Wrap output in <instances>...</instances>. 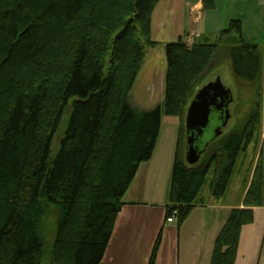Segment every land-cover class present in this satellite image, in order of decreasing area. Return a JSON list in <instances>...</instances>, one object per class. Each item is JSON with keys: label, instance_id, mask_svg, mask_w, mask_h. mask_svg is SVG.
<instances>
[{"label": "trees", "instance_id": "1", "mask_svg": "<svg viewBox=\"0 0 264 264\" xmlns=\"http://www.w3.org/2000/svg\"><path fill=\"white\" fill-rule=\"evenodd\" d=\"M158 3L0 0V264H43L48 253L51 264H100L122 199L153 155L163 114L183 121L215 54H227L240 81L261 84L262 49L244 39L241 20H232L215 42L188 45L180 37L166 44L163 105L133 107L128 98L145 45L157 44L151 20ZM203 5L212 9L214 0ZM67 107L68 123L52 158L53 136ZM259 124L255 106L195 165L186 162L180 126L167 217L177 211L178 223L185 220L210 173L213 195H225ZM257 206H264V144L244 207L231 210L210 264H235L241 230L253 222ZM50 207L59 220L48 246L43 222ZM161 239L162 231L149 264H156Z\"/></svg>", "mask_w": 264, "mask_h": 264}, {"label": "crops", "instance_id": "2", "mask_svg": "<svg viewBox=\"0 0 264 264\" xmlns=\"http://www.w3.org/2000/svg\"><path fill=\"white\" fill-rule=\"evenodd\" d=\"M252 2L253 10L250 9ZM185 4V13H187L185 18L192 20L194 24H201L206 19L205 25L208 16L214 21L215 15L224 11L226 14L222 26L228 24V27L232 20L243 22V18L251 16L261 28L259 37L262 38L264 35L262 30L264 0H214L215 6L212 9H205L203 0H185ZM242 29L244 39L253 44V37L248 33L244 22ZM185 33L188 34L186 39L188 44L198 41L199 38H209L202 31L197 32L191 26L185 27L180 37ZM263 109L262 138L258 154L261 152L264 140ZM179 132L180 129L173 142L172 134L171 140L165 144L159 134L151 159L139 166L135 178L122 199L123 206L117 215L113 234L100 264H149L161 231L162 239L157 250L156 264L211 263L215 241L226 224L231 210L244 207V198L250 187L258 157L253 161V170L247 181L245 179L237 202L224 201L211 193L209 201L198 200L197 205L181 224L178 223V218L168 223V192ZM251 147L253 143L244 152L242 163ZM251 162L252 160L248 165ZM253 210V222L243 226L241 230L235 264H264V206L253 207Z\"/></svg>", "mask_w": 264, "mask_h": 264}, {"label": "rangeland", "instance_id": "3", "mask_svg": "<svg viewBox=\"0 0 264 264\" xmlns=\"http://www.w3.org/2000/svg\"><path fill=\"white\" fill-rule=\"evenodd\" d=\"M185 5V0H160L153 11L151 20V38L152 41H156L157 44H155V46H150L149 44L145 45L146 49L141 68L138 72L134 86L128 98L129 103L138 110L150 111L163 105L165 95V76L168 68L167 55L165 50L166 44L179 40L180 35L184 33V28L189 26L195 28V31L197 32L202 31L205 36L209 37L211 42H215L217 40V35L221 32L222 29H225L228 25L224 24L226 26H222L223 18L226 14V12L224 11H220L219 13H217L215 15L214 21H211L209 19L210 16H208L209 20L207 19V24L205 25L204 21L206 19L201 24H194L192 20H187L185 18V16L187 15V13H185ZM250 9H254L253 2L250 6ZM242 21L245 23L248 33H251L253 37V44H258L262 49L263 70L261 75V84L258 85L262 94L257 93V84L249 85L247 83H244L233 74L231 60L228 58L227 54L222 51H219L215 54V57L213 58L211 64L203 74L197 89L198 92V90L202 88L205 84L214 81L217 78H221L224 85L231 89L234 98V101L230 105V111L232 113V116L222 136L230 132L237 125V123L244 120L255 106L256 109H259L261 111L262 108H264V35L262 36V38L259 37V33H261V28L258 27L257 21L252 19L251 16H246L245 18H243ZM262 30L264 34V27ZM187 35L188 34L185 33L183 36H181L185 42L187 39ZM203 39L204 38H199L197 40L203 41ZM192 44L193 43L188 45ZM57 50V47H55L54 51L52 52L57 53ZM189 106L186 109V113L183 117L182 122L178 117L163 114L160 139L162 142H164V144L167 141L169 142L171 140L172 134L174 135L172 137V142L174 141V137L180 129V126L182 129V137L185 142L187 141L185 119ZM70 111L71 109L67 107L64 112L61 124L57 132L53 136L51 147L52 158L57 155L60 149V141L64 135V131L66 129L70 116ZM181 124H183V127ZM262 127L263 126L260 124L258 127H256L252 142L253 147H251L250 151H248L245 155V160L243 163L241 160L244 155H242L239 161L237 162L236 169L231 177L226 194L221 197L222 200L233 203L238 201L243 185L245 184V179L247 181V178L253 170V161H255L257 157L258 159L260 158L261 152L260 154H258V148L260 146L262 138ZM205 153L206 151L201 156V159L204 158ZM250 160H252V162L248 165V162ZM210 180L211 173L208 175L207 181L205 182L199 193L198 200L200 202L201 199L207 201H209L210 199V195L212 193L210 189ZM1 214L2 212L0 210V216ZM58 220V210L55 207H50L49 212L44 218L43 222L44 231L46 234V242L48 246H51L54 243L57 233ZM51 263L52 259L49 257L48 253L43 264Z\"/></svg>", "mask_w": 264, "mask_h": 264}, {"label": "water", "instance_id": "4", "mask_svg": "<svg viewBox=\"0 0 264 264\" xmlns=\"http://www.w3.org/2000/svg\"><path fill=\"white\" fill-rule=\"evenodd\" d=\"M233 101L231 89L224 85L221 78L198 90L185 119V158L189 165L197 164L211 143L223 134L232 116L230 105Z\"/></svg>", "mask_w": 264, "mask_h": 264}, {"label": "built area", "instance_id": "5", "mask_svg": "<svg viewBox=\"0 0 264 264\" xmlns=\"http://www.w3.org/2000/svg\"><path fill=\"white\" fill-rule=\"evenodd\" d=\"M178 216V212L177 211H174V213L172 215H170L169 217H167V222L168 223H171L173 222Z\"/></svg>", "mask_w": 264, "mask_h": 264}]
</instances>
